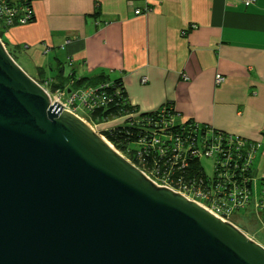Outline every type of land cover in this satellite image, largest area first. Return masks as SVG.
Masks as SVG:
<instances>
[{
  "label": "water",
  "instance_id": "1",
  "mask_svg": "<svg viewBox=\"0 0 264 264\" xmlns=\"http://www.w3.org/2000/svg\"><path fill=\"white\" fill-rule=\"evenodd\" d=\"M0 264H264V247L154 184L0 40Z\"/></svg>",
  "mask_w": 264,
  "mask_h": 264
},
{
  "label": "crops",
  "instance_id": "2",
  "mask_svg": "<svg viewBox=\"0 0 264 264\" xmlns=\"http://www.w3.org/2000/svg\"><path fill=\"white\" fill-rule=\"evenodd\" d=\"M30 1L34 21L1 41L33 77L104 75L139 113L170 103L179 122L264 145V0Z\"/></svg>",
  "mask_w": 264,
  "mask_h": 264
},
{
  "label": "built area",
  "instance_id": "3",
  "mask_svg": "<svg viewBox=\"0 0 264 264\" xmlns=\"http://www.w3.org/2000/svg\"><path fill=\"white\" fill-rule=\"evenodd\" d=\"M19 1L0 0L1 36L8 28L29 24L34 15L32 9ZM241 1L245 7L254 4V0ZM148 11L150 9L146 8L144 12ZM140 14H142L140 10L134 11V15ZM223 80L222 76L216 75V84L222 83ZM145 81L144 78L143 83ZM107 87L109 84L105 85V88ZM100 89L102 88L96 91L100 92L101 101L104 91ZM92 92L93 90H82L66 94L63 91H56L50 95L48 92L47 94L51 103L56 102L64 110L82 119L79 111L82 104H86V98L90 99L93 96ZM172 122L180 128L176 134L168 137L171 142L170 147L158 146L160 142L157 138L142 139L139 143L142 150L137 154V160L141 166L137 167L127 160L137 169H141L140 171L154 184L181 194L223 222L234 225L230 218L236 212H251L259 215L264 228V165L260 177L261 191L258 197L252 193L253 160L260 145L195 122L184 126L186 122L177 121L176 116ZM88 125L94 128V131L97 129L96 126ZM194 158L199 162L200 158L213 160L212 176H207L204 171L208 177L205 178L207 181L205 183H203L205 179L198 178L199 175L191 176L186 173L188 161Z\"/></svg>",
  "mask_w": 264,
  "mask_h": 264
},
{
  "label": "trees",
  "instance_id": "4",
  "mask_svg": "<svg viewBox=\"0 0 264 264\" xmlns=\"http://www.w3.org/2000/svg\"><path fill=\"white\" fill-rule=\"evenodd\" d=\"M22 5L32 9L30 0H20ZM34 21V15L30 23ZM0 34V39H1ZM11 58L16 62L13 54L8 50ZM17 59V58H16ZM52 76H47L43 68L37 70V75L31 77L38 85L48 90L50 93L63 91L74 93L82 90H93V96L86 98V104H82L79 116L91 126L106 125L112 121L122 120V124L108 128L106 130L98 129L99 135L105 138L110 145L131 161L137 167L141 166L137 160V154L142 150L139 145L142 139H159L161 148L170 147L169 136L176 134L180 127H177L172 121L176 112L170 103H165L157 110L147 113H139L136 108L131 106L126 97L125 91L119 81H110L104 75L77 77L73 69H67L64 64H57L56 67L49 70ZM109 87L105 88V85ZM104 91V96L100 101V92ZM94 99V100H93ZM99 99V100H97ZM102 102V105H101ZM186 125L194 124L192 120L185 121ZM216 130V129H215ZM219 131V130H218ZM222 132V131H221ZM252 142V141H250ZM187 175H199L198 178H208L204 174V168L198 159L194 158L188 161L186 170ZM207 182L206 179L203 183ZM175 185V184H174Z\"/></svg>",
  "mask_w": 264,
  "mask_h": 264
},
{
  "label": "rangeland",
  "instance_id": "5",
  "mask_svg": "<svg viewBox=\"0 0 264 264\" xmlns=\"http://www.w3.org/2000/svg\"><path fill=\"white\" fill-rule=\"evenodd\" d=\"M15 60H16V63L20 66V68L28 76L33 77L34 75L33 69L30 68V66L24 61V59L21 60L19 58L17 59L15 58ZM46 91L49 93V95L51 94L48 90ZM122 122H123L122 120H117V121H112L110 123H107L106 125H101V124L99 126L97 125L96 126L97 129L95 130V132L97 133L98 129H101L103 131L108 128L118 126L122 124ZM200 162L204 168L205 174L209 177L212 176V173L214 171L213 160L206 159V158H200ZM263 165H264V145L262 144L257 149L255 153V158L253 160L254 173H253L252 193L255 197H258L261 191L260 177H261V171L263 169L262 168ZM230 220L235 226H237V228H239L244 234H246L247 237L251 238L253 241H255L256 243L264 247V228H263V223L260 222L259 215H256L251 212L239 211V212H236V214H234L230 218Z\"/></svg>",
  "mask_w": 264,
  "mask_h": 264
},
{
  "label": "bare ground",
  "instance_id": "6",
  "mask_svg": "<svg viewBox=\"0 0 264 264\" xmlns=\"http://www.w3.org/2000/svg\"><path fill=\"white\" fill-rule=\"evenodd\" d=\"M100 137H102L101 135H99Z\"/></svg>",
  "mask_w": 264,
  "mask_h": 264
},
{
  "label": "clouds",
  "instance_id": "7",
  "mask_svg": "<svg viewBox=\"0 0 264 264\" xmlns=\"http://www.w3.org/2000/svg\"><path fill=\"white\" fill-rule=\"evenodd\" d=\"M237 227V226H236ZM239 229V228H238ZM240 230V229H239Z\"/></svg>",
  "mask_w": 264,
  "mask_h": 264
}]
</instances>
